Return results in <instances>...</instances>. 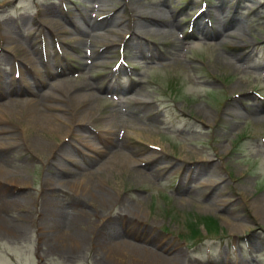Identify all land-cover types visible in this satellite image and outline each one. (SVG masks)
<instances>
[{
    "label": "rangeland",
    "instance_id": "obj_1",
    "mask_svg": "<svg viewBox=\"0 0 264 264\" xmlns=\"http://www.w3.org/2000/svg\"><path fill=\"white\" fill-rule=\"evenodd\" d=\"M153 10L170 26L140 35ZM0 37V94L41 124L20 101L0 123V264H131L107 238L147 264H264V0H0ZM55 83L94 95L39 109Z\"/></svg>",
    "mask_w": 264,
    "mask_h": 264
},
{
    "label": "bare ground",
    "instance_id": "obj_2",
    "mask_svg": "<svg viewBox=\"0 0 264 264\" xmlns=\"http://www.w3.org/2000/svg\"><path fill=\"white\" fill-rule=\"evenodd\" d=\"M154 13H156L155 10H153ZM157 16H154V15H151V14H144L142 12L141 15H138V16H141L142 18H146L144 21L142 22H139L138 24V28H139V31L138 33L141 35V34H146L147 32H154V33H162L165 31V26L168 28V26H170V24L167 22V20L160 14V13H156ZM81 19L83 20V24L86 23L87 21V17H81ZM137 22V21H136ZM82 23V22H81ZM135 24V23H134ZM91 26V24H90ZM82 27V26H81ZM83 28V27H82ZM80 28L79 30V34L83 37L84 35H86V31L84 32L83 29ZM87 28L89 29V23L87 22ZM92 28V27H91ZM98 28V27H97ZM220 32V29L216 28L215 29H212V32H211V35H217L218 33ZM207 34H209V32H206ZM6 34V33H4ZM3 34V35H4ZM78 34V32H77ZM145 36V35H144ZM100 37V36H99ZM146 37V36H145ZM14 39V38H12ZM11 39V36H8V35H5L4 36V40H7L4 47L12 54V53H18V49H16L14 47V45L12 44L13 40ZM106 43V42H105ZM104 43V44H105ZM13 48V49H12ZM28 55V54H27ZM30 56V55H29ZM14 57V55L12 56ZM22 57V56H21ZM29 58V57H28ZM12 60V59H11ZM25 61H28L27 58L25 59ZM14 62V61H13ZM21 62V61H20ZM26 66V65H25ZM24 74V73H23ZM24 82V81H23ZM58 84L60 85V87H58ZM25 85V84H24ZM27 85V84H26ZM88 86V85H87ZM28 87V86H27ZM86 85L84 84L83 86H75V85H67V83H55L53 85H51L48 89H47V92L42 95V99H45L47 100V103L45 101H42L44 106L41 107V105L38 103V105H40L39 109H48L50 107L52 108H58V109H63V107H65L64 105V102H68L70 101L72 104L74 102L79 103V102H84V101H87L89 100L90 98L93 97L94 94H85L84 90L86 89L85 88ZM1 89V88H0ZM29 90V88H27ZM88 89V88H87ZM18 91V90H17ZM16 91V92H17ZM7 90L6 91H2L1 90V94L2 96H5L4 97V102L0 103V123H4L5 121H7L10 117V114L9 113H12L11 110L13 108V106H17L16 104H19V103H23V104H26V107L28 108V112L27 114L25 115V118H24V125L25 127H29V128H32V129H35L37 128L39 125H41L39 123V121L37 120V115L35 114L34 110L35 108L38 109V107L33 103L35 100L32 99L30 96H26L23 98V100H14V101H9L11 100L7 94H6ZM9 92V93H8ZM8 94H10L11 91L8 90ZM18 93V92H17ZM31 94V93H30ZM31 96H33V93L31 94ZM15 97V96H14ZM31 98V99H30ZM95 98V97H94ZM8 101V102H7ZM20 101V102H19ZM93 101V100H92ZM16 102H19V103H16ZM50 102V104L48 103ZM7 103V107H4V104ZM3 104V105H2ZM76 104L74 103L73 104V107L76 106ZM78 105V104H77ZM5 109H4V108ZM78 108V107H77ZM43 115V114H42ZM41 116V115H40ZM54 119H57V118H54ZM62 118L58 117V121L61 120ZM53 123V120H51L50 118L48 117H45L44 118V126L47 127V128H53L55 127V125L52 124ZM4 130V127L1 125L0 126V131H3ZM40 130V129H38ZM53 131L54 128L52 129ZM42 131V130H40ZM51 131V130H50ZM51 133H53L51 131ZM2 138L0 137V140ZM2 143V142H1ZM1 143H0V146H1ZM3 149V148H2ZM5 150V149H3ZM1 153V152H0ZM3 155V154H2ZM1 156V155H0ZM4 159V158H2ZM128 160V159H127ZM136 160V159H135ZM123 167V165H122ZM1 169V168H0ZM88 170H91V169H88ZM82 171V170H81ZM82 173V172H81ZM92 173V172H91ZM59 181V180H58ZM63 182V181H62ZM71 184H75V183H71ZM88 185V184H86ZM77 188L78 186H80V184L78 185V183L76 184ZM75 186V187H76ZM51 190V189H50ZM54 191V190H53ZM57 191V189H56ZM90 192V190H89ZM92 195V194H90ZM93 196V195H92ZM98 196V195H96ZM93 200H95L94 198H97V197H92ZM103 198V197H102ZM60 206V204H59ZM1 208V207H0ZM59 209V208H58ZM59 212V211H58ZM55 213V212H54ZM53 213V214H54ZM53 217V216H52ZM64 217V216H63ZM264 218V216H262ZM47 218V217H46ZM50 218V217H49ZM65 218V217H64ZM72 218V217H71ZM62 219V218H60ZM76 219V218H75ZM72 220V219H71ZM61 221V220H60ZM59 221V222H60ZM75 221V220H74ZM63 223V222H62ZM75 223V222H74ZM59 224V223H58ZM70 224V222H69ZM81 224V223H80ZM0 227L3 229V230H7V229H10V225L8 226L7 224H5L4 221H0ZM39 227V226H38ZM70 227V226H69ZM53 230V229H52ZM62 230V229H61ZM69 231V230H67ZM75 232V231H74ZM114 234V233H113ZM64 236V237H63ZM62 236V240H56L57 242V245H68V244H71L72 246H79L81 245L82 243V240H79L78 239V235L75 236V235H69V234H64ZM113 236V235H112ZM115 238V237H114ZM60 239V237L58 238ZM108 239V238H107ZM105 239V241H103L102 244H105L102 246V248H104L105 251H103V254H104V258L106 260H109V261H113V260H124V262H129L131 264H147L145 261H143L144 259L141 258L139 255H141V253H129V252H125L126 250H129L130 252H134L131 247H132V244H128V243H119V242H115V243H109L107 242ZM88 240V239H87ZM113 240V239H112ZM111 240V241H112ZM117 240V239H116ZM110 241V242H111ZM119 241V240H118ZM123 241V240H122ZM94 242V241H93ZM92 242V243H93ZM106 242V243H105ZM50 245V244H49ZM89 245V244H87ZM71 246V247H72ZM131 246V247H130ZM139 254V255H138ZM143 257V255H141ZM150 256H153V257H157L155 255H150ZM151 257V258H153ZM158 259V258H157ZM155 260V259H154ZM153 262V261H152ZM160 263V261H158ZM167 263H170V262H165V264ZM153 264V263H152Z\"/></svg>",
    "mask_w": 264,
    "mask_h": 264
}]
</instances>
